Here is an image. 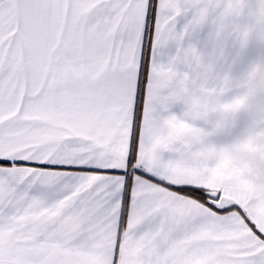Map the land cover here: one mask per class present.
Returning <instances> with one entry per match:
<instances>
[{"label": "snow or ice", "instance_id": "1", "mask_svg": "<svg viewBox=\"0 0 264 264\" xmlns=\"http://www.w3.org/2000/svg\"><path fill=\"white\" fill-rule=\"evenodd\" d=\"M0 264H264V0H0Z\"/></svg>", "mask_w": 264, "mask_h": 264}]
</instances>
